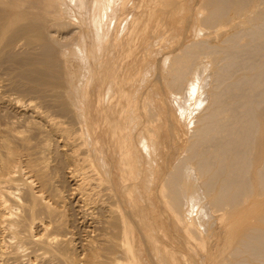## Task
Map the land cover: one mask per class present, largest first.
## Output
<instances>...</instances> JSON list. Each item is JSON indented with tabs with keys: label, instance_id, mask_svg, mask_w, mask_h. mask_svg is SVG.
I'll list each match as a JSON object with an SVG mask.
<instances>
[{
	"label": "bare ground",
	"instance_id": "bare-ground-1",
	"mask_svg": "<svg viewBox=\"0 0 264 264\" xmlns=\"http://www.w3.org/2000/svg\"><path fill=\"white\" fill-rule=\"evenodd\" d=\"M158 2L159 0H36L32 7L35 11H29L31 15L28 18H24V12H18L21 20L15 23L10 21L12 24L4 21V23L0 22V60L7 57V60L12 58L17 63H23V67H27L24 65L27 64L28 69L25 72L23 70L25 74L23 72L22 74L28 76L27 78L34 81L35 85L41 87V89L38 88L40 93L38 94L43 100L47 98L50 109L56 108L55 111H52L54 113H45L42 112L43 109L39 111L42 105L37 110L36 106L27 103L22 105L24 107L20 110L31 111L34 114L32 117L38 118V121L33 118L35 121L31 122V116L29 117L31 118L30 121L25 117L24 120L22 117L24 114L19 110L16 113L20 116H15V114L9 118L10 120L8 117L4 120L0 118V264H23L24 261H29L31 264H79L78 259L75 257V252L78 249L77 242H74L75 239L70 237L71 232L69 233L66 230V227L70 224H67L66 215L64 214V208L66 207H64V203L66 202L62 200V193H56L59 189L53 188L57 191H54L51 197L48 193L49 190H52L50 186L55 187L57 184L52 186L54 173L52 177L50 174L54 168L49 167L51 163L47 161L48 156L46 155H52L58 153V151L62 157L57 159H60V163H62L58 167L66 166V176L72 185L71 191L73 192L71 194L77 196L83 209L98 208L106 213H102L108 217V220H104V223L110 222L118 230V233H115L117 231L113 233L116 237L110 232L108 233L107 230L105 233L99 234L100 229H97L99 232L95 229L98 235H102L96 237V242L90 239H87V243L85 242L88 250L93 252V254L89 253L90 256L84 259L85 264H139L136 256L139 254L138 247L140 244L139 238L135 237L134 230L140 229L141 224H137L139 227L136 226V229H134L135 226L133 225L135 224L132 225L130 216L127 215L130 218L127 221L123 215L126 213L125 210L124 213L121 212L120 206L114 207V204L111 203V205L108 200L115 197L116 200L121 199L122 202L124 201L123 203L133 202V194L138 190L136 184L138 182L135 183L134 179H139L140 175H142L144 184H146L147 179V184L152 183H149L150 178L148 176L145 181L143 170H139L138 159L140 157L139 154H135L134 149L136 148L132 144V134L135 131L131 129L133 124L130 126V121H135L136 124L138 119L143 117V121L140 122L139 120L138 122V126L140 125L141 128V130L139 128L140 134L143 136L140 135L139 140L142 141L143 146L139 145V141L138 145L140 148L144 147L143 151L147 149L146 154L149 155H146L147 158L152 153L153 159L147 160L150 161V169L153 168L151 172H157L158 165L155 160L157 151V143L155 142L157 140L153 141V133L156 130L153 128L154 131L152 132L149 125L159 114L154 111L152 105L144 106L142 103L145 102H140L143 106L131 104V102H138L134 100V96L136 95L135 99H137L139 88L138 86V89L133 87L135 92L132 87L130 89L132 91L128 89L130 88L128 86L130 80H126L129 76H126L123 70L125 69V62L133 55L136 48L135 43L143 38V32L150 22V17L154 11L151 14L149 10ZM251 2L261 4L264 7V0H200L201 9L205 10L202 15L201 11L197 13V15H201L197 16L201 23L198 28L200 29L205 25L201 34L202 32L206 34L203 29L208 33L209 29L206 30V27L213 29L218 23H220L218 24L220 27L222 22L225 26L224 21L229 17L231 9L235 8L237 14L243 10L245 13V7L250 8ZM252 3L251 5L254 6ZM128 5H131V8L133 7L136 11L129 16L130 18L128 17L129 19L127 18L128 22L125 20L127 22L125 25L123 23L124 19L118 16L125 11ZM262 6L256 7L260 8ZM234 18L232 17V19ZM112 19L115 21H111ZM189 19L191 20V18ZM190 20L188 21L190 22ZM230 20L231 18H229L227 26L234 24ZM239 21L240 19L237 22L235 20L234 26H230L232 28L229 27L228 30L224 27H220L221 30L219 27L218 30L216 28V32L222 31V28L223 31L226 30L224 33L222 32L221 38H219L221 32L217 33L218 36L216 37L219 38L217 44H215L216 37H213L214 43H212L211 38L206 37L210 33L205 35L206 38H204V35L198 32L196 26L198 30L196 32L198 33L197 37L199 38L201 35L202 38L188 42L181 52L178 51V53L171 55L169 61H167L168 64L165 65L167 66V70L164 68L167 72L165 79L167 82L164 84H169L170 86L166 85V87H170L169 89L176 94L184 91V95L181 96L182 105H180V108L184 114L191 111L195 126L191 130L189 129L190 141L186 147V154L181 159H177V163L173 165L171 171L164 174V178L160 176L164 182H161L162 178H158L160 180L158 181L163 185L160 184V189L157 192L160 196L157 197L160 199L156 196L155 198L163 200L168 211L176 214V217L173 215L175 221L180 219V215L186 216L188 205L195 203L202 217L197 220L196 215H190L191 217L188 219L190 225H188V231H186L195 236L196 234L200 235L201 232L198 226L207 227L209 231V226L212 225L210 221L212 220L209 219L210 221L205 222L207 223L205 224L201 219L206 216L210 217V213L213 214L216 210L218 212L219 210H225L224 212L227 213L232 212L233 215L241 213L240 216L238 214V223L235 222L232 225V227L236 225L233 230L230 227L231 225L228 228L225 227L229 232H233L231 236L232 234L236 235L239 230L237 234L240 237L234 242L236 244L229 251L230 253L227 252L229 253L228 257L232 256V259L223 264H264V202L262 201L264 196V9ZM110 22L115 23L113 27ZM109 23L111 24L110 27ZM187 25L189 26L188 22ZM123 27L126 29L125 31H123ZM68 28L75 29V34L68 31L72 33L69 38L67 37L68 39L66 38L68 42L66 44L64 42V48L56 47L55 44L60 46L62 40L59 41L61 36L59 35L60 37L56 38L55 34L62 32L66 34L67 32L63 30H69ZM192 28L194 29V26ZM127 29L129 32H127ZM17 49H24L29 57L25 55H23L24 58L21 57L23 52L21 53ZM16 50L21 53L20 58ZM58 54L59 56L65 55L66 61L76 66L75 70L71 71L72 73L65 66L66 70L69 69V71L66 72L65 68L62 69L64 71L63 77H65L64 84L54 85L47 79V76L45 77L46 65H43V61L56 57ZM209 55L210 57L213 56V59L209 60L208 58L209 61L205 64L203 60ZM166 59L168 60V58ZM66 61H63V64H69ZM59 63V65H62L61 62ZM190 74L193 76V81L187 80ZM163 75H166L165 71ZM164 78L160 80L162 81ZM165 80L163 81L165 82ZM186 81L187 85L190 83L188 87L185 85ZM127 83L128 87L126 86ZM134 86L136 85L134 84ZM1 87L0 89H2ZM185 87L187 90H183ZM32 88L34 89V86ZM196 90H200L198 92L201 93L197 102L200 105L204 104L201 111L194 110L189 103V100L194 97L192 95L196 94ZM185 91L187 92L185 93ZM139 98L141 100V97ZM32 103H35V101H32ZM17 104L19 103L17 102ZM17 104L15 105L16 108ZM48 105L46 108H48ZM59 117L75 120L76 123L74 124H77V127L73 123L71 127L68 125L67 122L70 119L66 124V120H61ZM28 125L31 127H28ZM21 126L28 127L27 132L25 131L26 134L23 133V130H19L18 127ZM32 127L39 134L44 132L45 127L48 128V130L45 129L47 133L44 132L46 135L43 133L42 140L39 142L33 141L37 137H32L34 132L31 135L32 132L29 130L31 128L34 131ZM52 133L59 137L62 144L59 145L58 139H48ZM157 134H155V137ZM48 135L50 136L47 137ZM150 135L153 136H151L152 139ZM43 136H46L45 139ZM138 150H140L138 153L142 152L139 147ZM144 153L140 155H145ZM53 157L51 156L52 159ZM141 162L140 166H142ZM56 163L53 166L58 165ZM49 168H51V173L48 172ZM57 171L54 170L55 173ZM62 173L64 172L62 171ZM61 178L65 179V176ZM155 183L156 181H154ZM61 186L64 185L61 184ZM158 187L154 189L156 190ZM68 194L67 196H70ZM244 202H252L255 206L251 204L252 206L243 209L250 204L242 206ZM79 203L77 202V204ZM190 207L191 210H195L192 209V205ZM196 211L198 210L196 209ZM189 212L188 214H190ZM68 213L72 216L69 211ZM140 214H142V210ZM94 215L97 216V213ZM213 215L215 216V213ZM213 215H211V219L214 218ZM79 216L81 215L79 214ZM182 216L181 218H183ZM142 217V215L138 217L140 218L139 223L144 222ZM249 217L254 218L257 223L250 224L248 222L244 224L246 222L244 219ZM186 218H183L182 221H186ZM225 219L227 220V218ZM241 220L243 221L240 222ZM75 221H78V219L73 222ZM100 221L103 223L102 217ZM80 222L79 224H82ZM72 224L74 223H71V226H73ZM97 224L99 223L97 222ZM214 226L216 227L215 224L212 227ZM88 230L90 229H87L88 235H91L92 233L90 234ZM201 230L204 231V229ZM93 232L95 235V231ZM68 233L70 235H67ZM143 235L142 237L145 236ZM89 237L92 238V236ZM197 238L199 239V236ZM230 239L228 241L225 239L227 242L225 246L230 244ZM154 242L156 243V241ZM208 242L203 236L201 242L197 243L196 246H203L202 249H204ZM83 243L82 245H84ZM155 243L153 248L156 249L158 245L156 246ZM104 246L109 251L108 255H96L97 252L95 253V251L104 250ZM173 254L171 253V255ZM215 261L217 260L215 259ZM140 264L142 263L140 262Z\"/></svg>",
	"mask_w": 264,
	"mask_h": 264
},
{
	"label": "rangeland",
	"instance_id": "rangeland-1",
	"mask_svg": "<svg viewBox=\"0 0 264 264\" xmlns=\"http://www.w3.org/2000/svg\"><path fill=\"white\" fill-rule=\"evenodd\" d=\"M35 1L36 0H30V3H29V0L27 1V0H0V17H3V18H1L0 20V22H2V23H4V22H7L8 24L9 23H11V22H17V21H19V20H21V18L19 17V14H18V12H24L25 13V16H24V18L26 19V17L28 18V16H30L31 15V13L29 12V11H35V9L34 8H32L34 5H33V3H35ZM137 1V0H136ZM163 3H162V2ZM159 0V2L156 4V5H154V6H152V8H151V10H149V12L152 14V12H153V14H152V16L150 17V22L147 24V26H146V28H145V30H144V32H143V35H142V37L143 38H141L137 43H135V46H136V48L134 49V52H133V55H131V57H129V59L125 62L126 64H125V69L123 70V72H124V74H126V76H129L128 77V79L126 80V81H129L130 80V82H131V84H133V85H131L130 84V82H128L129 83V85H128V83L126 84V86L128 85V86H130V88H128L129 90L131 89V87L133 88V87H135V88H137V86H138V93H139V95H138V97H137V99H135V94H134V92H135V88H133L132 90L134 91L133 92V94L135 95H133L134 96V100L137 102V103H132L131 102V104H133L134 106H135V104H138V105H141L140 104V102H145V103H142L144 106L145 105H152V108L154 109V111H156L159 115L157 116V117H159V118H157V117H155L156 119H154L153 120V124L151 123L149 126H150V128H152V132L154 131V129L153 128H155V130L157 131V133H156V131H154V137L152 136V135H150V138H151V136L153 137V141L154 140H157L155 143H157V151H156V156H155V160H156V163H157V168H156V170H157V172L155 173V172H151V171H153L152 169L153 168H151L150 169V159L152 158L153 159V157H152V153L150 154L151 156L150 157H148L147 158V156H149V155H147L146 154V152H148V151H146L147 149H144V151L142 150L143 148H140V146H143L142 145V141L141 140H139V138H140V135L142 136V134H140V130H141V128H140V125L138 126V122H139V120H140V122L141 121H143V117H141L140 119H138V122H136V124H135V121H130L129 122V124H130V126L133 124V127H131V129L132 130H134L135 132H134V134H132V144H133V147L134 148H136V149H134L135 151V154H139L138 156L140 157V158H142V159H140L139 157V159H138V161H139V163H138V166H139V170H143V176L145 177V181H146V179H147V176H148V178H150V182L149 183H153V185H152V183L151 184H147L148 183V179H147V182H146V184H144V181H142V175H140L141 177L139 178L138 176V178L139 179H141V180H139V179H134V182L136 183V182H138V183H136L137 184V187H138V192L136 191V193H138V194H136V193H134L133 194V202H128V203H123L122 201H121V199H118V200H116L117 198H115V197H113V199H110V200H108L109 202H110V204L112 203V204H114L113 206L114 207H118V206H120V211L121 212H123L124 213V210H125V212L126 213H124L123 215H124V217H125V219L127 220H130V218H131V221H132V225L133 224H135V225H133V226H135V228L134 229H136V226H137V224H141V226H140V229L138 228V230H141V231H138L137 229L136 230H134L135 231V237L136 238H139V244H140V246L138 247L139 248V254H137V256H136V260H137V262L140 264V262L142 263V264H223L224 262L225 263H227V261H229V260H231L232 258V256L231 257H228L229 256V251L233 248V246H235V244L236 243H234V242H236V240L240 237V235L238 236V234H237V232H239V230L236 232V235L235 234H232V236H231V233H233V232H229V230L227 229L226 230V228H228L230 225V227L232 228V230H233V227H235V226H233L232 227V225H234L235 224V222H237L238 223V220H239V217H238V214H232V212L230 213V212H224L225 210H223V211H221V210H219V212L217 211H215L214 213H215V216L213 215V214H211V215H213L214 216V218L213 219H211V215L209 214V216L210 217H208V216H206L207 217V219H206V217H203L202 219H201V221L203 222L204 221V223L205 222H209L210 220H212V221H210L211 223H212V225H210L209 227V231H210V229H211V231L209 232L208 231V228L207 227H201V226H198V227H200L199 228V231H201L199 234L200 235H198V234H196V236L195 235H193V234H191V233H187L186 231H188L187 229H188V225H190V221H188V219H190V217L191 216H195L196 215V219L198 220L200 217H202L201 215L202 214H200L199 212V208L197 207V205L195 204V203H190V205H188V208H187V213H186V216L184 215V216H182V215H180V219L178 220H176L175 221V217H176V214L175 213H171L170 211H168V208H166L167 206H166V204H164L165 202H163V200H159L160 198V196L157 194V192H158V190L160 189V184H162L163 185V183H161V182H164L163 181V178H164V174H166L167 172H169V171H171L172 170V167H173V165H175V163H177V159L178 158H182L183 157V155H185L186 153V147L189 145V141H190V139H189V129L191 130L194 126H195V123H194V119H193V117H192V114H191V111L190 112H186L185 114H184V112L181 110V108H180V105H182V102H181V96L182 95H184V91L183 90H187V88L185 87L182 91V93H180L179 92V94H178V96H177V94L176 93H174V92H172V90H170L169 88H168V86L166 87V85H169V84H164V83H166L167 81L165 80L166 79V77H167V72H166V70H167V66H165V65H167L168 63H167V61H169V59H170V56L171 55H174V54H176V52L178 53V51L179 52H181V50H182V48H184V45H186L188 42H190V41H193V40H197V39H200V37H201V35L203 34V32H202V34H201V31H202V28H204L205 27V25H204V27H202V28H198V27H200V25H201V23L199 22V20H198V18H197V16H201L202 14H203V12L205 11V10H203V9H201V5H200V0ZM178 3H177V2ZM175 3H177L176 5H175ZM252 3V2H251ZM251 3H250V8H248V6L247 7H245V13L243 14L242 12H238V14L236 13V9L234 10V9H231V13H229V17L224 21L226 24H225V26H223V22H222V26L220 25V27H224L225 29H227L228 30V28L230 27V26H234V24L240 19V21L241 20H243L244 19V17H247V16H249V15H254V14H256L257 12H260V11H263V9H264V7L261 5V4H255V3H252V4H254V6L253 5H251ZM22 4V5H21ZM160 4V5H159ZM162 4V5H161ZM19 5V6H18ZM262 6V7H256V6ZM255 7L256 9L254 10V8L253 7ZM5 7V8H4ZM129 7V8H128ZM128 10H127V8L125 9V11L124 12H122V14L121 15H119L118 17H120V18H123L124 19V21H123V23L126 25V23L128 22V19L130 18L129 16H131L135 11H136V9H134L133 7V9L131 8V5L129 6L128 5ZM157 7V8H156ZM2 8V9H1ZM17 8V9H16ZM154 8H156V9H154ZM248 8V9H247ZM253 8V9H252ZM258 8V9H257ZM132 9V10H131ZM247 9V10H246ZM262 9V10H261ZM4 10V11H3ZM10 10V11H9ZM24 10V11H23ZM26 10V11H25ZM160 10V11H159ZM8 12V13H6V12ZM131 11H133V12H131ZM162 11V12H161ZM202 12L201 13V15H197V13H199V12ZM234 11H235V13H234ZM252 11H257L256 13L255 12H253L252 13ZM10 12H13V13H15V14H13V13H10ZM130 12V13H129ZM232 13H234V14H232ZM129 14V15H128ZM235 14H237V15H235ZM239 14H243V15H239ZM247 16H246V15ZM17 17H16V16ZM234 18V16H235V18L234 19H232V17ZM240 17H239V16ZM245 15V16H244ZM6 16V17H5ZM14 16V17H13ZM124 16H126V18H124ZM191 16V17H190ZM238 16V17H237ZM243 18H242V17ZM129 17V18H128ZM128 18V19H127ZM189 18H191V20L189 19ZM229 18H231V20L230 21H232L233 23H231V24H233V25H228L227 26V24H229ZM236 18H239L238 20L236 19ZM186 19V20H185ZM127 22H126V21ZM188 20H190V22L188 21ZM236 20V22H234V21ZM4 21V22H3ZM11 21V22H10ZM111 21H115V20H111ZM186 21V22H185ZM197 21V22H196ZM228 21V22H227ZM239 21V22H240ZM112 22V23H113ZM187 22H188V24H189V26L187 25ZM111 23V22H110ZM109 23V27L111 26V24ZM200 23V24H199ZM12 24V23H11ZM115 24V23H114ZM114 24H112V27L114 26ZM123 24V25H124ZM218 24H220V23H218ZM218 24H216V26H214L215 28H209V27H206L205 29L206 30H208V33H210V35L207 33V31H205L204 29H203V31H204V33L206 32V34H203L204 36V38H206V37H208V38H211V41H212V43H214L213 41H214V38L213 37H216V36H218V34L217 33H220L219 35V38H221V34H222V32L224 33L225 31H223V28H222V31H220L221 30V28L219 27V25ZM125 25H124V27H125ZM203 25V24H202ZM121 26H122V23H121ZM194 26V29L192 28ZM196 26H197V28H198V30H197V28H196ZM123 27V28H124ZM220 28V32L218 31V32H216L219 28ZM216 28H217V30H216ZM230 28H232V27H230ZM229 28V29H230ZM69 29V28H68ZM110 29H112V28H110ZM211 29H212V31H211ZM123 29L121 28V31H122ZM126 29L124 28V30L123 31H125ZM63 31H66L67 33L65 34L64 32H62V33H57V34H55L56 36V38H59L60 36L63 38H59V41H61V45L60 46H58L57 44H55L56 45V47H63L65 44H66V42H68V38H69V36L71 35V33L73 32L74 34H75V29H72V28H70L69 30H67V29H64ZM68 31H72V32H68ZM200 32V37L198 38L197 37V34L198 33H196V32ZM210 31V32H209ZM127 32H129V30L127 29ZM212 32V33H211ZM217 34H215V33ZM70 33V34H69ZM122 33V32H121ZM195 33V34H194ZM214 33V34H213ZM153 34V35H152ZM209 36H208V35ZM212 34V35H211ZM60 35V36H59ZM155 35V36H154ZM205 35H207L206 37H205ZM213 35H215V36H213ZM59 36V37H58ZM199 36V35H198ZM68 37V38H67ZM183 37H184V39H183ZM196 37V38H195ZM67 38V39H66ZM202 38V37H201ZM213 38V39H212ZM219 38L218 37H216L215 39H216V43L215 44H217V42H219ZM218 39V40H217ZM65 40V41H64ZM182 40V41H181ZM64 42H65V44H64ZM183 43V44H182ZM60 44V43H59ZM64 48V47H63ZM62 48V49H63ZM20 51L21 53L23 52V54H21L20 52H18V51ZM16 50V52H17V55L19 56V58H20V54H21V57L23 56V55H25V56H28L26 53H25V50L24 49H22V50H20V49H17ZM61 50V49H60ZM29 55H31V54H29ZM17 56V57H18ZM25 56H23V58L25 57ZM61 56V55H60ZM59 56V54L56 56V57H53V58H50V59H48L47 61H43V65H46V70H45V77L47 76V79L49 80V81H51L54 85L55 84H58V85H61V84H64L63 83V81L65 80V77H63V73H64V71L62 70V69H64L65 68V66L67 67V68H69L70 69V72L73 70H75V66L76 65H71L72 63H70V62H68V61H66V57H64L65 55H63V56H61L60 57ZM29 57V56H28ZM59 57H60V59H59ZM64 57V58H63ZM213 56H211L210 57V55H209V57H207L206 59L204 58V63L206 64L207 63V61H209V60H212L213 58H212ZM165 60H164V59ZM166 58H168V60L166 59ZM208 58H209V60H208ZM211 58V59H210ZM10 59H12V58H10ZM9 58H8V60H7V57H3L1 60H3V61H1L0 60V86H2L1 88L2 89H0V118L2 119V120H4V119H7V117H8V119L10 118V117H13L15 114V116H20V115H17V113H16V111H20L21 113H23L24 114V116H22L23 117V119H24V117H25V119H27V120H29L30 121V119H31V122H33V121H38V118H36V117H32V116H34V114L33 113H31V111H26L25 112V110H20V108H23L24 106H22V105H24V104H27V103H30L31 105L33 104L34 106H36L37 107V110H38V108H39V106L40 105H42V106H40V108H39V111H41L42 109V112H49V113H54V112H52V111H55L56 110V108H51L50 109V106L48 105V103H47V98H46V100H43V98L41 99V97H40V93L38 92V88L39 89H41V87H39V86H37V85H35L34 84V81H31V79L30 78H27L28 76H24L23 74H25L24 72H25V70H27L28 69V65L27 64H24V65H26L27 67H23L22 65H23V63H20V62H15L13 59L12 60H10ZM58 59V60H57ZM62 59H64V60H62ZM60 60H62V61H60ZM14 61V62H13ZM63 61L65 62H67V63H69V64H63ZM165 61V62H164ZM206 61V62H205ZM13 62V63H12ZM59 62H61V64L62 65H59L60 63ZM11 63V64H10ZM53 63V64H52ZM55 63V64H54ZM6 64V65H5ZM10 64V65H9ZM15 64V65H14ZM17 64H19V65H17ZM73 64H75V63H73ZM209 64V63H208ZM3 65V66H2ZM40 65V64H39ZM69 67H68V66ZM164 65V66H163ZM2 66V67H1ZM4 66H5V68H4ZM7 66V67H6ZM10 66V67H9ZM21 66V67H20ZM64 66V67H63ZM72 66V67H71ZM15 67V68H14ZM58 67V68H57ZM74 67V68H73ZM10 68V69H9ZM59 68H61V69H59ZM166 70H165V69ZM12 69V70H11ZM69 69L68 70H66V68L64 69V70H66V72L67 71H69ZM165 71V73H166V75H163V73H164V71ZM14 70V71H13ZM23 70H24V72H23ZM161 70H162V72H161ZM13 71V72H12ZM9 72V73H8ZM22 72H23V74H22ZM157 72H160V73H157ZM6 73V74H5ZM72 73V72H71ZM23 75V76H22ZM137 75H139V76H137ZM141 75V76H140ZM143 75V76H142ZM159 75H160V77H159ZM191 75V74H190ZM190 75L187 77L188 79L187 80H191V81H193V76L191 75V77H190ZM238 75V74H237ZM6 77V78H5ZM165 77V78H164ZM161 78H164V79H162V81L160 80ZM138 79V80H137ZM142 79V80H141ZM158 79H159V81H158ZM163 80H165V82L163 81ZM167 80H168V78H167ZM3 81V82H2ZM138 81V82H137ZM5 82H6V84H5ZM8 82V83H7ZM33 82V83H32ZM137 82V83H136ZM140 82V83H139ZM13 83V84H12ZM134 84L136 85V86H134ZM143 84V85H142ZM189 84L190 83H188V85H187V81L185 82V85H187V87L189 86ZM8 85V86H7ZM10 85H11V87H10ZM34 86V89L32 88ZM127 86V87H128ZM144 86V87H143ZM170 86V85H169ZM6 89H5V88ZM10 88H11V90H10ZM21 88V89H20ZM32 89V90H31ZM141 89V90H140ZM199 89V88H198ZM28 90V91H27ZM63 90V89H62ZM132 90H130V91H132ZM197 91V90H196ZM198 91H200V90H198ZM197 91V92H198ZM17 92V93H16ZM146 92H148V93H146ZM150 92V93H149ZM171 92V93H170ZM187 91H185V93H186ZM196 92V94H194V95H192V97L193 98H191L190 100H189V103H190V105H191V107L195 110H197V111H201L202 109H203V105H200L197 101H198V99H199V95H201V93L200 92H198L197 93ZM8 93V94H7ZM29 93V94H28ZM39 93V94H38ZM173 93V94H172ZM14 94H15V96H14ZM25 94V95H24ZM26 94H28V95H26ZM34 94H36V95H34ZM38 94V95H37ZM176 94V95H175ZM181 94V95H180ZM3 95V96H2ZM7 95V96H6ZM10 95V96H9ZM145 95V96H144ZM149 95H151V96H149ZM13 96V97H12ZM32 96V97H31ZM177 96V97H176ZM4 97V98H3ZM9 97V98H8ZM11 97V98H10ZM14 97H16V98H14ZM30 97V98H29ZM139 97H141V100H140V98ZM37 99V100H34V99ZM142 98H143V101H142ZM146 98V99H145ZM9 99V100H8ZM13 99H15V100H13ZM29 99V100H28ZM144 99H145V101H144ZM149 101H148V100ZM31 100V101H30ZM4 101V102H3ZM9 101V102H8ZM26 101V102H25ZM32 101L34 102L35 101V103H32ZM147 101H148V103H147ZM17 102L21 105V107H20V105L19 104H17ZM21 102H22V104H21ZM44 102V103H43ZM11 103V104H10ZM47 103V104H46ZM2 104V105H1ZM17 104V108H16V105ZM38 104V105H37ZM44 104H46V105H44ZM32 105V106H33ZM48 105V108L51 110V112H50V110L48 109V108H46V106ZM143 105H141V106H143ZM14 106H15V109H14ZM41 107H43V108H41ZM5 108V109H4ZM19 108V109H18ZM9 109H11V110H9ZM45 109V110H44ZM53 109V110H52ZM55 109V110H54ZM3 110V111H2ZM47 110V111H46ZM15 111V112H14ZM25 113H24V112ZM2 112V113H1ZM8 112V113H7ZM7 113V114H6ZM12 113V114H11ZM11 114V115H10ZM28 114H29V116H28ZM31 114V115H30ZM3 116H5L4 118H2ZM28 118H27V117ZM31 116V118H29ZM33 118L35 119V120H33ZM61 118V120H63L64 119V121H65V123L70 119V118H63V117H59V119ZM147 118V117H146ZM24 119V120H25ZM10 120V119H9ZM70 121H72L71 123H70ZM70 121L69 122H67L68 123V125H70V127L74 124V123H76L75 122V120H73V119H70ZM159 121V122H158ZM158 122V123H157ZM66 123V124H67ZM73 123V124H72ZM155 124V125H154ZM67 125V126H68ZM76 125V127H77V124H74V126ZM136 127H135V126ZM154 125V126H156V127H152V126ZM28 127H31L30 125H28ZM28 127H24V126H21V127H18L19 128V130L20 131H22L23 130V133H25L26 134V130L28 129ZM69 127V126H68ZM136 129H135V128ZM33 128V127H32ZM73 129L75 128V127H72ZM138 128V129H137ZM139 128H140V130H139ZM34 129V128H33ZM45 129L46 130H48V128L47 127H45ZM45 129L43 130L45 133H47V131H45ZM76 129V128H75ZM29 130H31V135L33 134V132H34V135L32 136V137H37V138H34V140L33 141H40V140H42V135H44L43 133H40L41 134V136H40V134L38 133V132H35V129H34V131H32V129L31 128H29ZM131 130V131H132ZM26 131V132H25ZM137 131V132H136ZM35 133H36V135H35ZM132 133H133V131H132ZM137 133V134H136ZM39 134V135H38ZM53 134V133H52ZM51 134V136L50 135H48L47 137H49L50 136V138H48V139H51V138H55L56 140L58 139L59 140V137L57 136V135H52ZM136 134V136H134ZM155 134H157L156 135V137H155ZM46 135V134H45ZM159 135V136H158ZM39 137V138H38ZM45 137L46 136H43V138L45 139ZM138 139H136V138ZM143 137V136H142ZM141 137V139H143ZM158 137V138H157ZM37 139V140H36ZM39 139V140H38ZM47 139V138H46ZM136 139V140H135ZM152 139V138H151ZM189 139V140H188ZM188 140V141H187ZM134 141H136V142H134ZM138 141H139V145H138ZM141 141V142H140ZM134 143H136V144H134ZM141 143V144H140ZM52 144V143H51ZM55 144V143H54ZM60 144H62V142H61V140H59V145ZM134 145H136V146H138L139 147V149H141L142 150V152L145 154V155H140V154H143L142 152H140V153H138V151H140V150H138V147H135ZM172 145V146H171ZM51 147H52V145H51ZM165 147V148H164ZM158 152V153H157ZM60 152L58 151V153L56 152V153H53L52 155H50V154H48V155H46V156H48V158H49V155H50V158H51V156L53 157L54 155L56 156V161H55V156L53 157V159L51 158H47V161H49L48 162V164H50L49 165V167H51L52 166V169L53 170H51V168H49V170H48V172H50L51 173V171H53L51 174H50V176L52 177V174H53V176H54V180H53V183H52V186H54V185H56L55 187H51L50 186V189L52 188V190H49L50 192H48L49 193V196L51 197L53 194V192L55 191H57V190H55V189H59L56 193H58L59 192V194L60 193H62V200H63V202L65 201L66 203H64V214L66 215V219H67V224L68 223H70V224H68V226L66 227L67 229V232H71V236L70 237H72L73 239H75V240H73L74 242L76 241L77 242V245H78V249H77V254H76V252H75V257L78 259V262H79V264H85V261H84V259H86L88 256H90L89 255V253H91V254H93V252L92 251H90V250H88V248H87V246H86V243H87V239H90V240H95V242H96V237L97 236H101L103 233H105L106 232V230H107V232L109 233L110 232V234H112V235H115V234H113L115 231H117V232H115V233H118V230H117V228L115 229L114 227H113V225L110 223H107L106 222V224L104 223V220L105 221H107L108 220V217L106 216V215H103V214H106V213H104L102 210H99L98 208H95V209H91V210H88V209H83L82 207H81V203H79V201H78V199H77V196H73L72 194H71V192H73V191H71L72 189H71V182L70 181H68V178H67V176H66V171H67V169H66V166H60V167H58L60 164L62 165V163H60L61 162V153L59 154ZM58 154V155H57ZM157 154H158V157H157ZM147 155V156H146ZM142 156V157H141ZM143 156H144V161H146V162H144L143 161ZM160 156V157H159ZM60 157V159L59 160H57L58 158ZM146 157V158H145ZM147 159H149V160H147ZM52 160V161H51ZM58 161V162H57ZM142 161V162H141ZM147 161H148V163H147ZM159 161H161V162H159ZM167 161V162H166ZM53 162V163H52ZM57 162V163H56ZM140 162L142 163V166H140L141 164H140ZM58 164V165H54L53 166V164ZM144 163V164H143ZM165 163V164H164ZM146 164H147V166H146ZM150 166V167H149ZM57 167V168H56ZM159 167V168H158ZM61 168H62V171L65 173V175H64V173H62V171H61ZM141 168V169H140ZM142 168H144V169H142ZM58 171H57V170ZM60 169V170H59ZM147 169V170H146ZM149 169V170H148ZM158 169H160V170H158ZM51 170V171H50ZM54 170L55 171H57L56 173L54 172ZM165 170V171H164ZM168 170V171H167ZM59 171H61V172H59ZM147 173H148V175H147ZM150 173V174H149ZM152 173H154L153 174V176H152ZM59 174V175H58ZM60 174H63V175H60ZM151 175V176H150ZM157 175V176H156ZM57 178H59V179H61V180H59V179H57ZM63 176H65V179L63 180L61 177ZM150 176V177H149ZM157 178H156V177ZM159 176V177H158ZM160 176H162L161 178H162V181L161 182H159L160 180L158 179V178H160ZM136 177V178H137ZM152 177H154V178H152ZM152 178V179H151ZM160 178V179H161ZM157 179V180H156ZM63 180V181H62ZM139 180V181H138ZM156 181V186H155V184H154V181ZM159 180V181H158ZM200 180H201V178L198 180L199 182H200ZM65 181V182H64ZM141 181V182H140ZM159 182V184H158V182ZM56 182V183H55ZM61 182V184L62 185H64V186H61V184H59ZM63 182V183H62ZM66 183V184H65ZM70 183V184H69ZM139 185V186H138ZM145 185V186H144ZM148 185V186H147ZM68 186V187H67ZM150 186V187H149ZM152 186V187H151ZM155 186V187H154ZM159 186V187H158ZM59 187V188H58ZM60 187H61V190H60ZM64 187V188H63ZM145 187V188H144ZM157 188L158 187V189H154V188ZM53 188H55L54 190H53ZM70 188V189H69ZM143 188V189H142ZM146 188H147V190H146ZM153 189V190H150V189ZM64 191H63V190ZM66 189H68V190H66ZM70 190V192H68ZM150 192H149V191ZM62 191V192H61ZM152 191V192H151ZM156 193H155V192ZM65 192H66V194H65ZM64 193V194H63ZM70 194V196H67V194ZM68 194V195H69ZM141 194V195H140ZM137 195V196H136ZM139 195V196H138ZM63 196H65V197H63ZM71 196H73L72 198H71ZM155 196L157 197V196H159V197H157V198H159V199H157V198H155ZM70 197V198H69ZM139 198V199H138ZM263 199V200H262ZM262 201L264 202V196L262 197ZM120 200V201H119ZM140 200V201H139ZM144 200V201H143ZM69 201V202H68ZM71 201V202H70ZM115 203H114V202ZM118 201V202H117ZM77 202L79 203V204H77ZM108 202V203H109ZM122 202V203H121ZM137 202H139V204H137ZM147 203V204H145V203ZM73 203H74V205H73ZM75 203H76V205H75ZM246 203V204H245ZM250 202H244L243 203V205L242 206H244V205H247V204H249ZM111 204V205H112ZM117 204V205H116ZM119 204V205H118ZM125 204V205H124ZM127 204V205H126ZM142 204H143V206H142ZM255 206L254 205V203H250L249 204V206H246V207H244L243 209H247L248 207H250V206ZM255 204H256V202H255ZM259 204V203H258ZM70 206V207H68V206ZM122 205H123V207H122ZM129 205V206H128ZM139 205V206H138ZM148 205H150V206H148ZM193 206L192 207V209H195V210H191V207L190 206ZM196 205V207L194 208V206ZM81 208H80V207ZM147 206V207H146ZM166 206V207H165ZM241 206V207H242ZM259 206V205H258ZM140 207H141V210H142V214H140L141 213V210H140ZM67 208V209H66ZM73 208H76V209H72ZM127 208H129V209H127ZM137 208V209H136ZM138 208H139V210H138ZM145 208V209H144ZM66 209V210H65ZM70 209V210H69ZM78 209V210H77ZM82 211H81V210ZM121 209H123V210H121ZM127 209V210H126ZM196 209L198 210V211H196ZM72 210V211H71ZM76 210V211H75ZM86 212H85V211ZM189 210H191V212H189ZM67 211V212H66ZM68 211L70 212V214H72V216L71 215H69V213H68ZM79 211V212H78ZM80 211H81V213H80ZM85 213H84V212ZM88 211H89V213H88ZM93 211H95V212H93ZM97 211V212H96ZM100 211V212H99ZM194 211H196V212H194ZM221 211V212H220ZM67 214H66V213ZM188 212L190 213V214H188ZM198 212V214H196ZM223 212V213H222ZM73 213L76 215H74L73 216ZM82 216H84V217H81V216H79V214ZM88 213V215L86 216V214ZM91 213H94V214H96L97 213V216L96 215H94V214H91ZM100 213V214H99ZM103 213V214H102ZM89 214H90V217H89ZM100 216H99V215ZM172 214V215H171ZM230 214V215H229ZM241 214V213H240ZM240 214H239V216H240ZM93 217H92V216ZM103 215V216H102ZM127 215H129L130 216V218H128V216ZM142 215L143 217L142 218H144V222L143 223H139L140 221V218H138V217H140V216ZM175 217H174V216ZM187 215H188V217H187ZM191 215V216H190ZM197 215H198V217H197ZM226 215V216H225ZM79 216V217H78ZM97 218H96V217ZM105 216V217H104ZM138 216V217H137ZM181 216L183 217V218H186L187 220L185 221V220H183L182 221V219L183 218H181ZM69 217H71V218H69ZM72 217H73V219L75 220H77L78 219V221H75V222H73L74 220L72 219ZM75 217H77V218H75ZM87 217V218H86ZM95 217V219H93ZM101 217H102V222L103 223H101ZM136 217V218H135ZM230 217V218H229ZM99 218V219H98ZM105 218V219H104ZM133 218V219H132ZM225 218H227V220L225 219ZM237 218V219H236ZM72 219V220H71ZM83 219V220H82ZM86 221H85V220ZM90 219V220H89ZM97 219V220H96ZM107 219V220H106ZM191 219H193V218H191ZM210 219V220H209ZM216 219V220H215ZM225 219V220H224ZM89 220V221H88ZM93 220V221H92ZM127 220V221H128ZM213 220H214V222H213ZM244 220H246V222H244V224L245 223H250V224H253L254 222L255 223H257L256 221H255V219L254 218H252V217H249V218H246V219H244ZM69 221H71V222H69ZM81 221V222H80ZM84 221V222H83ZM99 223V224H101V225H99V224H97V222ZM178 221V222H177ZM180 221V222H179ZM188 221V222H187ZM243 220H241L240 222H242ZM79 222L80 223H82V224H79ZM89 222V223H88ZM96 222V223H95ZM216 222V223H215ZM71 223H74V224H72L73 226H71ZM95 225V227H93L94 225ZM129 223H130V221H129ZM183 223V224H182ZM189 223V224H188ZM222 223V224H221ZM254 223V224H255ZM90 224V225H89ZM97 224V225H96ZM131 224V223H130ZM144 224H145V226H144ZM205 224H207V223H205ZM213 224H215L216 225V227L214 226V227H212L213 226ZM74 225H77V226H75L74 227ZM89 225V226H88ZM106 225V226H105ZM112 225V226H111ZM143 225V226H142ZM238 225V224H237ZM85 226V227H84ZM88 228H87V227ZM205 226V225H204ZM73 227V228H72ZM77 227V228H76ZM81 227V228H80ZM101 227H104L105 228V230H103L104 228H101ZM109 227V228H108ZM137 227H139V226H137ZM153 227V228H152ZM226 227V228H225ZM70 228V229H69ZM94 230H93V229ZM107 228V229H106ZM143 228V229H142ZM206 228V229H205ZM83 231H81V230ZM84 229V230H83ZM85 229H86V232H85ZM87 229H90V230H88L89 231V233L91 234V235H88V232H87ZM97 229H100L98 232H99V234L100 233H102L101 235H98V232L96 231ZM108 229H109V231H108ZM151 229V231H153V232H151V231H149V230ZM201 229H204V231H202ZM213 229V230H212ZM230 229V228H229ZM69 230V231H68ZM74 230V231H73ZM77 230V231H76ZM79 230V231H78ZM206 230V231H205ZM231 230V229H230ZM93 231H95V235H94V232ZM223 231H225V232H223ZM228 231V232H227ZM73 232V233H72ZM75 232V233H74ZM81 232V233H80ZM97 232V233H96ZM139 232H141L140 233V235H139ZM157 232V233H156ZM203 232V233H202ZM208 232V233H207ZM212 232V233H211ZM241 232V231H240ZM67 234V235H70V234ZM202 233V234H201ZM229 233V234H228ZM72 234H74V235H72ZM76 234V235H75ZM97 234V235H96ZM145 236H144V235ZM205 234V235H204ZM206 234H207V236H206ZM209 234H211V235H209ZM227 236H226V235ZM82 235V236H81ZM142 235L144 236V237H142ZM230 237H229V236ZM89 236H92V238L91 237H89ZM116 236V235H115ZM141 236V237H140ZM159 236V237H158ZM197 236H199V239L197 238ZM204 236V238L206 239V242H208L205 246H204V249H202L203 248V246L201 247H197L196 246V244L197 243H200L201 242V238ZM208 237V238H206V237ZM80 239V241H79V239ZM117 237V236H116ZM152 237V239H150V238ZM201 237V238H200ZM226 237V238H225ZM84 238V239H83ZM94 238V239H93ZM155 238V239H154ZM226 239V241H228L230 238V241H229V245H227V246H225L226 245V241H225V239ZM229 238V239H228ZM143 239V240H142ZM144 239H145V241H144ZM149 239V240H148ZM154 239V240H153ZM85 240V241H84ZM146 240H148V241H146ZM150 240H152V241H150ZM84 243H83V242ZM154 241H156V243L154 242ZM78 242H80L81 244L79 245V243ZM86 242V243H85ZM82 243L86 246H84V245H82ZM154 243H155V245L157 246V248L155 249V248H153V245H154ZM105 244V243H104ZM224 244V245H223ZM145 245V246H144ZM147 245H148V247H147ZM83 246V247H82ZM156 246H154V247H156ZM161 246V247H160ZM222 246H223V248H222ZM76 247V246H75ZM207 247V248H206ZM224 247H226L225 249H224ZM231 247V248H230ZM87 248V249H86ZM106 247L104 246L103 247V249L104 250H102L101 249V251H99V250H97V251H95V253H96V255H108V253H109V251L107 250V249H105ZM164 250H163V249ZM193 248H194V250H193ZM230 248V249H229ZM80 249V250H79ZM81 249H82V251H81ZM166 249V250H165ZM222 249H223V251H222ZM85 250H87V251H85ZM155 250V251H154ZM170 250V251H169ZM172 250V251H171ZM199 250V251H198ZM85 253H84V252ZM89 251V252H88ZM147 251V252H146ZM157 251V252H156ZM159 251V252H158ZM167 251V252H166ZM192 251V252H191ZM80 252V253H79ZM88 252V253H87ZM153 252V253H152ZM227 252H229V253H227ZM79 253V254H78ZM83 253V254H82ZM99 253V254H98ZM158 253V254H157ZM164 253V254H163ZM171 253H174L173 255H171ZM193 253H195V254H193ZM220 253V254H219ZM222 253V254H221ZM85 254H86V257H85ZM155 254V255H154ZM77 255H79L78 257H77ZM81 255V256H80ZM95 255V254H94ZM153 255H154V257H153ZM158 255V256H157ZM162 255H164V256H162ZM84 256V257H83ZM172 257V259H171V257ZM202 256V257H201ZM219 256V257H218ZM80 257H81V259H80ZM83 257V258H82ZM162 257H163V259H162ZM155 258V259H154ZM164 258H165V260L167 261H165L164 260ZM218 258V259H217ZM224 258V259H223ZM83 259V260H82ZM150 259V260H149ZM158 259V260H157ZM171 259V260H170ZM174 259V260H173ZM215 259L217 260V261H215ZM226 259V260H225ZM79 260H81V261H79ZM142 260V261H141ZM151 260H152V263H151ZM160 260H161V262H160ZM240 260V259H239ZM158 261V262H157ZM164 261V262H163ZM177 261V262H176ZM25 262V263H24ZM23 262V264H31V262H29V261H24ZM81 262V263H80ZM163 262V263H162Z\"/></svg>",
	"mask_w": 264,
	"mask_h": 264
}]
</instances>
